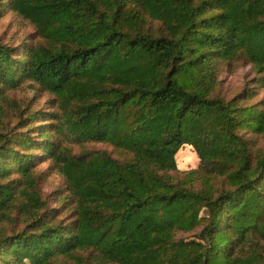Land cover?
<instances>
[{
    "label": "trees",
    "instance_id": "1",
    "mask_svg": "<svg viewBox=\"0 0 264 264\" xmlns=\"http://www.w3.org/2000/svg\"><path fill=\"white\" fill-rule=\"evenodd\" d=\"M8 4L39 39L0 42V127L20 111L26 129L0 130V219L24 222L0 236V264H264V148L250 137L264 134V0ZM243 63L254 85L222 96L221 73ZM25 82L51 111L9 100ZM89 142L123 157L70 146ZM185 145L199 157L187 170ZM34 148L66 181L52 211Z\"/></svg>",
    "mask_w": 264,
    "mask_h": 264
},
{
    "label": "rangeland",
    "instance_id": "2",
    "mask_svg": "<svg viewBox=\"0 0 264 264\" xmlns=\"http://www.w3.org/2000/svg\"><path fill=\"white\" fill-rule=\"evenodd\" d=\"M9 0H0V4L3 3L2 9L0 10V42L21 48L26 44H34L38 39V34L35 26L23 16H21L17 11L13 10L8 4ZM256 74L254 73L252 66L250 64H241L239 67L231 71H223L220 75V86L219 91L222 96L227 98L233 97L237 93L241 92L245 87H252L254 85V78ZM260 93L254 99V102L262 103L264 99V90H259ZM8 98L11 102L16 103L17 106L25 107L26 111L36 112L37 110L42 111H51V96L46 92L39 90L37 87H34L30 82L23 83L17 89L7 90ZM19 113L13 112L9 114V117L5 120H9V125L0 127V130L7 134L10 137L13 132L19 130H26L25 128H20L18 125ZM28 113V114H29ZM46 117H38L36 121L30 124L27 128H30L31 133L38 131L40 126L47 123ZM39 132V131H38ZM39 134V133H38ZM34 138H38V135ZM250 137L255 140L258 146L264 148V134L254 135L250 134ZM60 137L58 136L57 139ZM74 153H79L83 150L85 151H96V150H107L112 152L116 157H121L122 152L119 150L115 151V147L111 144L103 142H89L83 146L70 145ZM28 152L37 154V163L35 165V172L41 177L39 181V191L43 197L47 200L49 205V210L52 211L53 208L60 206L59 198L65 197L67 195V187L64 176L58 171L54 159L49 155H44L41 149H30ZM50 157V159H47ZM123 157V156H122ZM178 166L187 170L191 167H197L199 164V157L195 152V149L190 145H185L177 156ZM19 178V174H11L10 179ZM62 209V208H60ZM16 215L15 212L11 214V218ZM8 219H0V236L1 235H10L24 228V222L20 219L18 221H9ZM60 218L66 220L68 217L61 215ZM196 232H199L197 230ZM193 233H183L181 236L191 237ZM69 261V260H68ZM63 262V261H62ZM61 262V263H62Z\"/></svg>",
    "mask_w": 264,
    "mask_h": 264
}]
</instances>
